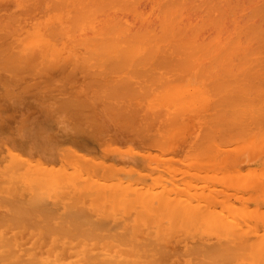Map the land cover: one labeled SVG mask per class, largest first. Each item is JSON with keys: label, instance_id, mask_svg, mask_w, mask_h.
<instances>
[{"label": "bare ground", "instance_id": "obj_1", "mask_svg": "<svg viewBox=\"0 0 264 264\" xmlns=\"http://www.w3.org/2000/svg\"><path fill=\"white\" fill-rule=\"evenodd\" d=\"M14 1H15V8L19 9V11L17 10L18 12L16 11V13H14L15 11H13V8L11 7L13 13H11L12 11L11 12L9 11L7 14L4 13L6 15H3V12H0V22H1L0 27L1 24L6 25L8 21L10 23L18 22V25H20L19 27L20 31L19 34H17V36L16 35L13 36V39L15 41L22 40V42L25 40L24 41L25 44L28 45L31 44H39L40 46L44 45L46 47V52H44V54L47 53V57L49 55L58 56L59 54L63 53L65 57L62 62L64 63L67 59L72 64L71 65L72 68L70 67L71 70L68 71L69 74H71L75 69H81L82 72L85 71L84 73L88 72L85 74L87 77L89 75H93L89 73L92 72L96 73L95 75L96 76L98 75V79H95L97 77H95L94 75H93L94 78L93 77H91V79L88 78L85 81L84 86L82 85L84 87L83 88L84 90L85 87H87L86 85H90V82H93L96 84L93 83L91 84H93V86L96 85L97 88H95V90L98 92V94L99 91L101 90L103 92L104 91L106 92L107 97L109 96L108 94H110L111 96H113L114 94V96H116L115 100H117V98H120L122 100L129 101L131 105L133 104L134 105L136 104V106L138 104L142 105L146 110L145 111L143 108L145 112H142L143 113L142 119L143 116H145L144 117L145 124L142 132H138V133L142 134L143 131L149 132L147 133L148 138L150 140L153 139L151 140L153 143V145L151 144V147H154V145L157 147L159 145L158 146L159 148H161V146L163 148L162 150L160 149L159 152L156 151L153 153L149 152V150L148 151L146 150V153L149 154L150 156V157L148 156L149 159H153L146 161L148 166L146 171L140 172L138 169L136 170L134 168L135 171H137L136 173L133 171L136 175L134 174L135 176L133 177V172H131L132 174L130 173L132 179L134 178V180L130 182L129 181L126 182L127 181L126 180L125 182L122 181L120 183L121 192L115 194V198L119 197L120 194L122 196L119 202L120 211L122 212H116L117 214L121 213L120 216L121 222L119 221L120 219L118 220L119 222L116 219L119 225L118 223L116 224L115 220H112V222H114L112 224V222L111 223L109 222L108 220L109 218L108 219L105 218L103 220L104 223L102 224H106V222H109L107 223L109 225L108 226L104 225L105 226L104 227L102 224H100V222L102 221L101 218L104 217H99L98 219L97 217H95L96 222L97 220L99 221L101 220L100 222L98 221L97 223L100 224V226L102 225L103 228L107 230L108 227H110V224L111 227L114 226V224H116V226L114 227L118 226V228H120L117 231H115L116 228L114 227L112 228L114 229L113 231L111 227L109 228L111 229L112 232H107V230L106 232H100L102 230L99 231V229H101L102 226L101 227L98 226L99 229L95 227H90V229L93 228L98 231L97 232L95 230L96 233H93V231L88 228L89 226H91L90 217L92 220V216H91L92 212H90V215L87 214L85 215L87 210H85V212L84 211L80 212V210L82 209L84 210V208L86 207L83 204L85 205L88 204L87 201L86 203H80V204L79 202H81L80 197L85 195L86 191L88 190L87 181L88 182L90 181L89 183L91 184V186L95 181V177H92V175L89 176L88 174H84L85 175L84 178H86L87 176H89V178L91 177L89 180L86 179L85 181L86 190L82 189L83 192L81 191L78 192L76 190L77 188L76 189L73 188L77 194L81 193L80 196L77 194H75V196L73 195L69 196V193L68 195L67 193L65 195L64 194L58 195V199L59 198L61 199V196L62 197L66 196L65 198H67L68 196L67 199L73 201L71 203L72 207L71 205H65L66 208L69 206L68 210L66 208L65 209L63 208L64 215L62 216V218L64 217L66 219L68 217L72 218L75 216L74 217L75 220L73 218H72L73 220L71 218L70 219L68 218L66 220L65 219L61 220L60 219L61 215L59 214L57 215V217H59V220H61L62 222L59 220H58L59 222L55 220L57 221V224L55 226L54 225L51 226L49 223V213H51L52 211L51 209L53 207H50L48 205V207L42 206L43 208L41 211L39 209L40 205L38 204L42 202L44 203L45 194H43L44 197L41 196L40 194L41 199L44 201H41L39 198L36 199V201L37 200L41 201V202L39 201L38 204H37L38 201L35 202V199H33L36 198L37 193L39 191L37 190L38 192L36 193V196L33 195V192L39 187L38 188L34 187L35 189L32 191V193L29 196V197L32 196L31 197L32 200L29 199V203L31 204V201L34 202V204H31V206L28 202H25V200H22L20 198L16 200L15 198L14 200H11L12 203L15 202L19 204L16 206L14 203V207L10 208L13 205L11 203H9L11 206L7 204L10 198L8 199V197H4V196L3 198L1 194L0 198L3 199H1L0 202L1 201L3 202H1L0 207L3 206L5 208L4 204H2L5 202V204L8 205L9 210L11 209H12L11 211L14 210L13 213L11 211L7 213L14 214V217H12L13 215L11 216L9 214L8 216L5 215L6 210L4 213L3 212L0 213V264H264V155L262 156L264 149L262 147L263 145H261L262 143L261 141H264V80L261 79L263 80V83L260 80L262 84H260V81L259 82L253 81L254 83L253 86L252 84L251 86H249L250 81H247L248 71L249 73L251 71L253 75L256 68L259 69L262 68V67L260 68L259 65H262L263 63L261 64L260 61H258V59L259 60L261 59L260 54L262 51H264V46L259 44L260 46H262L263 49L260 51L257 50L258 48H260V46L258 48L256 47V50L258 51L257 52L258 58H256L255 55H254L255 57L250 55V57L248 56L249 57V61H248L247 53L250 52V49H247L249 48L247 46H249V40L252 36L251 37L248 36L249 40H247V31L249 30V29L247 30V26H248L247 21L248 23H250L251 21L255 22L254 20H257L256 19L257 17L256 18L254 17L253 19L252 18L253 16L250 17L251 14L250 15L248 14L249 15L248 17H250L251 21L247 20V13L249 12L248 11L249 9H252L254 10V12L252 13L254 15L257 14L260 17V19H262V17H264V0H14ZM7 2L10 3V0H7ZM4 3L6 2H3V4ZM8 3L6 4L8 5ZM2 6L6 7L5 4L1 5V9ZM17 14H19L20 17H18ZM263 20H261V22ZM18 25H16V27ZM260 25L262 26L263 23ZM12 26L14 25L12 24L9 27L11 28ZM7 27H5L6 28L5 29L3 25V29L9 31L8 29L10 28L7 29ZM12 28L10 30V34L12 33V31L19 30L16 28L15 29L13 28L14 30H12ZM256 29L257 28H255V30ZM6 31L3 32L2 34L4 35L5 33H7ZM252 31H249L248 33ZM258 32L260 33V31L257 30L256 32L257 34L254 33V35L257 36ZM1 37L3 36L0 35V38ZM256 39L259 38L256 37ZM260 40L263 41L262 39ZM261 41L257 40V43H260ZM3 43H5V41ZM3 43L0 44V47L4 45ZM8 43L9 42L7 41L5 43L6 46L4 45L7 48V50L9 47V46L7 47ZM257 43L255 45H258ZM18 44L19 43H17V45ZM4 46L2 48L3 50L0 51V53L6 49L4 48ZM15 46L13 45V47ZM253 46L254 44L252 42V47L250 45V48H254ZM12 52L13 51H11L10 55H12ZM253 52H251L252 55L255 54ZM16 53H18V51L15 52V55ZM7 54H9V52ZM7 54L4 57L6 59L8 58L12 59L11 61V63H13L11 64L12 67H14L13 65L17 66L16 64H18L20 61L23 63L22 64L19 63L21 65L19 67H23L22 65L25 62L24 60H22L24 58L23 55H22L23 58H20L18 56L20 60L17 58L18 61L17 59H15L14 62L12 56L9 57L10 56L9 55L8 58L6 57ZM15 55L13 54V56ZM262 55H264V52ZM43 58H46V55ZM254 58L257 59V61L254 60ZM262 58L264 59V56H262ZM1 60L2 59H0V61ZM35 60L34 62H36ZM46 60L47 58L44 59L43 62H45ZM3 61L4 63L1 62L3 63V65L7 64L5 62V59ZM254 61H256V64L254 66L256 68L252 71V68H254L252 67ZM47 63L49 65L48 66L45 65L46 64L45 62L43 67L50 66L49 68L53 70V67L50 65L51 62L48 61ZM249 63L250 65H252L250 68H249L250 65H247ZM60 64L62 65V63ZM31 66L33 65H30V68L32 69L33 72L34 66L33 67ZM39 67L41 68L42 66ZM17 68L15 69L11 68L14 69L13 70L14 74L12 70L11 71L8 70L10 74L12 73L9 78L10 80L14 78V77L11 78V76L13 75L20 77L21 80L22 72L23 74H25L26 72V74L28 75L32 73L28 67H27L28 70L27 69L24 70V68H21V70H19ZM2 69H1L2 71L1 73H3V71H6ZM16 69L20 71V73L17 71L18 75H16L17 74L15 71ZM59 69L60 67L57 69V71H59ZM40 70H39L40 74H43V70L47 71V69H43L42 72ZM51 70L49 73L53 74L54 70L53 73H51ZM260 71H262V69L259 70V73H261ZM62 72H63L62 70L59 71L58 72L59 75H61L60 73ZM35 73L36 76L40 75V74L37 75L38 73L37 71ZM35 73H32L31 75L33 74L35 75ZM56 73H54V75ZM75 73L76 71L72 73L73 76L68 75L66 77L64 76L65 78L63 76L62 77L68 80L69 77L73 78L77 74ZM59 75H57L56 77H58ZM0 76H1L0 78L1 81L7 79V77L4 78L2 74ZM32 78L34 77L31 76V79ZM71 78H69V80ZM250 78H252L251 75ZM257 78L255 77V80H257ZM44 79L45 78H43L42 80ZM75 79L76 81L81 80L80 78L77 80V75ZM13 80L15 83L16 80L15 79ZM34 80H36V77L35 79H33V81ZM6 81H4L5 84H7ZM59 81H62V79L60 80V76H59ZM35 82L34 84H37ZM46 82L48 83L49 81ZM247 82L249 84H247ZM21 83L23 84L25 82H21ZM31 83L30 84L28 83L27 85L28 86L32 85L33 83L32 84ZM59 84L60 83H58V85ZM9 85H11V83H9ZM21 85H19L20 86L19 89L17 88L15 89V91L16 90L20 91L27 87L25 84L23 85V87ZM100 85L104 90L100 89L101 88ZM32 86L29 87L32 88ZM63 86H65V84ZM105 86L106 89L104 88ZM110 86L116 89H120L121 91L120 90H119L120 92L118 91L120 94L119 93L117 94V91L111 89L112 87ZM29 87L27 88V90L28 89L30 90ZM90 87H92V85H90ZM108 88H110L109 93H107ZM43 89L46 90L47 85H46V89L45 87H43ZM64 89H66V87H64ZM93 89H91L92 91L91 90L89 91H91L92 93L95 92V90L93 91ZM27 90L25 89V91ZM5 91L6 90H3L2 93ZM49 91H52V89L50 90L48 89V92ZM55 91L57 92L58 90L55 89ZM59 91H61V89H59ZM6 92L5 94L8 93ZM105 92L101 96L104 97ZM2 93H0V95H2ZM36 93L37 92L33 93L35 100L33 99L32 103H34V105L36 104L35 102H37L36 101L37 99L35 98ZM42 93L43 94L47 93V90L46 92L42 90ZM67 93L70 94L69 91ZM54 94L55 97H53ZM54 94L48 95L47 93L44 94L43 97H41L39 94L40 96L39 98L44 99V96L46 97V95H48L46 98H50L51 96L53 97L51 99L56 104L57 102H55L54 100L58 99L59 102L60 96H57L59 97L57 98L56 97L57 93L54 92ZM87 95L88 94L86 93V96ZM96 95L94 94L93 97H95ZM99 95L96 96L95 98L99 97ZM15 96L16 99L22 98L23 100L24 98L23 101L27 100L26 98L28 97V95L26 96V98L25 96L21 97L20 95H15ZM68 96L69 95H67V97ZM12 97L14 98V96H11V99ZM81 97L83 100V96ZM6 98H4V100L10 99V97H6ZM62 98L64 99L65 96ZM73 98L69 100H73ZM11 99L9 100V102L12 101ZM85 100H87V98H85ZM85 100L82 101L83 105ZM45 101L44 102L41 101V102L45 103ZM65 101H68V99ZM95 101L97 100L95 99ZM9 102H7L5 106L9 105L8 104ZM16 102H18V100ZM51 102H49V104ZM87 102L89 101L87 100ZM106 103H110V102H106ZM111 103L109 104L110 108L111 106L113 107V103L112 104ZM10 104H12V102H10ZM57 104L59 106L60 103ZM57 104H56V108L59 110ZM79 104L81 107V103ZM85 104L87 105V103ZM88 104H89L88 106H90L91 108L92 105H90V102ZM95 104H97V102ZM22 105L24 104L22 103ZM63 105H65V102L63 103ZM104 105L107 106L108 104L104 103ZM10 106L11 105H9V107ZM83 108L87 109V106L86 107L83 106ZM106 108H107L106 110L108 111V106ZM55 109L53 110L49 108L48 110H52L51 111L52 114L58 115L59 113H57ZM63 109L64 108H62V111L60 110L62 113H63ZM132 109L134 111H131ZM135 109L133 107L130 109L129 112H132V115H134L133 112H135ZM76 110H73V113L76 112ZM138 110H136L135 112L136 116L138 115L137 112H141ZM65 111L66 113L69 114L68 117L72 118V116L70 115L73 113L67 112V109ZM85 111L84 110L82 111L81 109L79 110V113ZM125 112L120 114L122 115L120 117H123L125 115ZM66 113H63V115ZM76 113L79 114L78 110ZM74 114L73 117L76 118ZM108 114L110 117L113 114V116L116 117L115 119H117L118 117V115L116 116L114 113H111V115L110 113ZM132 115L129 116L128 114L127 118H129V120L136 118L135 115H134L135 117ZM84 116L81 117L83 118ZM89 116L91 115L88 114L87 117L90 118ZM130 117L133 118L131 119ZM139 118L141 120V116ZM84 119L86 121L85 117ZM93 119L94 118H92V120ZM124 119L125 116L122 119L123 122L119 119V121H121V125L119 123L118 127L123 128L127 124L131 126V121H129L130 123L129 122L125 123ZM63 121L60 120L59 123ZM75 121L77 123L73 122L75 125H73L72 123L73 125L72 128L75 127L77 124L79 125L77 126L78 130L79 129L83 130L80 127L81 122L80 121L78 122L77 119H75ZM88 121L90 122V120ZM143 121L141 124L144 123ZM97 122L98 121L94 122V124H96ZM114 123L115 125L118 124L115 121ZM89 125L92 126V123L90 122ZM128 125L124 128L125 130L128 128L127 131H130V133L141 130L140 126H138V128L135 131L132 127L133 131H131L132 129L129 130ZM57 127H59V125ZM77 128L75 129L73 128V129L76 130ZM248 128L250 129L251 132L253 131V133L255 134V136L253 135L254 136L253 139L255 140L258 138L260 140L259 142H261V143L257 142L258 144H260V146L258 144L255 145L258 146L257 148V150L259 149L258 151H256V147H254V141L252 143V147L251 148L249 147L250 144L247 141V134H248L247 132L250 133V131H248ZM63 129L67 130V128L60 129L63 132H65L64 134H66L67 131L66 130L64 131ZM73 129L71 131H73ZM253 133H251V135ZM143 135L144 134L141 135L139 140H141V138L145 140L144 137L146 136L143 137ZM86 136L89 137L88 134ZM111 137L112 139H114L113 136ZM72 138H74V136ZM127 138L131 139V137L128 136ZM75 139L76 138H74V140ZM110 139L108 138L107 139L108 141H106L108 144H111L109 143ZM76 141L78 143V139H76L73 142ZM106 142L104 144H106ZM112 145L113 144H111V146ZM97 146L98 147L102 146V143L101 145L99 144ZM89 147H91L90 150L94 148L93 145L91 146V144ZM175 147H179L182 150L179 157L177 156L178 158H175V155L173 154V152H171L172 148ZM247 147H249V149H247ZM104 148H106V146ZM112 148L113 147H110V150ZM254 148L255 150H252ZM261 148L263 151H261ZM250 149L253 151L252 159L256 157L257 152H258L257 156H261L260 157L261 159L257 157L258 159L256 160V164L255 163L249 164V162L247 164V161L251 160V159L248 160L250 157L249 158L247 157V150L251 152ZM65 150L68 149L66 148ZM72 150L70 151V153L69 151L67 152L68 155L72 154L73 152ZM173 150L176 151L175 149ZM12 152L13 151H10L9 149L8 153H12ZM139 152L141 155H143L141 151ZM65 153L63 151V154ZM67 153L65 154L66 155L65 159L68 157ZM17 154H14V157H16ZM76 156L74 155V158ZM62 157H64V155ZM69 157L67 158L68 159L67 161H69L70 159ZM90 157L93 156L90 155ZM23 158L26 157H22L21 160H18L19 158L18 159L16 158L17 161L20 163V165L17 166L18 168L16 167L18 162L15 161L16 160L15 158L11 160L17 164L14 163L11 164L12 167H10L9 165L10 163L7 164L6 160L0 161V166L8 167L9 165V168L14 169L13 172L18 170L17 171L18 173L24 175V172L23 174L21 172L22 170H20L19 172L20 166L22 165L21 161L24 164ZM78 158L76 157L75 159L78 160ZM88 158L89 156L85 157L84 155H82L81 159H79L78 162L82 160L81 162L83 163L79 162V166L82 167V165L85 164L84 162H86ZM35 159H38V157ZM83 159L86 160L84 161ZM140 159L141 158H138L137 161L140 162ZM72 160L73 157L70 161ZM28 161H30V158L28 159ZM70 161L68 162L69 163L68 166H71ZM98 161L100 160L95 159L94 162H92L93 164H95V166L93 165L94 168L92 169H94L93 173H96L97 176L101 177L97 173L98 172L97 169L99 168H96L95 170V167H101L100 162L102 163V161L100 162ZM39 162L40 164L42 163L40 160ZM62 162L63 161H61V163ZM31 163L32 161L29 164ZM36 163H34L35 164L34 167H39V165L36 166ZM177 163H179V165H177ZM43 164H41L40 167ZM89 164L90 165L87 164V169L92 166L91 162ZM96 164H98V166ZM109 165L110 166H108L107 164L108 166L107 168L104 166L105 168L103 171H105V173L107 172V169H109V172H111L110 170L112 171L114 170V172L115 171L117 172V169L120 170L122 168L120 167L119 164L118 165L112 164L114 168L112 167L111 163H109ZM46 166L44 168H46ZM48 166L47 168H49V171L52 172V167H48ZM50 166H52V164H50ZM115 166L120 168H116ZM74 167L78 169V166H74ZM39 168H36V170L39 171L40 170ZM62 168H63L62 170H64L65 167ZM127 168L128 167H126L125 169ZM82 169H85L87 172L85 166ZM130 169L134 170L133 167H131ZM151 169L153 170V172L151 171ZM6 170H8L7 173L9 171H11L12 173L11 169L10 170L6 169ZM71 170L74 171V168L73 169L69 168V171L67 170V172H69L67 174L69 176V177L67 176V179L70 180H71L70 177L73 174L72 173L73 171ZM43 171L44 170H42V173ZM59 171L62 172L61 169ZM0 172L3 173L4 170L3 171L0 170ZM109 172H107L109 179H107L108 178L107 173L106 174L104 172L101 173L102 175L107 176L105 178L103 177L104 181L105 179H107L108 185L106 184V186L112 184L111 179L113 175L116 174V172L115 174L112 172L113 175H111L109 174ZM120 172L121 171H118L117 174ZM123 172H125L124 169ZM123 172L120 173V177L122 179L124 177L121 175L125 174ZM5 173L6 172H4L3 174ZM7 173L5 174L6 176H8ZM16 173L14 172V174ZM54 174H56V172L53 174L51 173L53 177ZM58 174L60 176L61 173L58 172ZM79 174L82 175L80 171ZM35 176L37 177V175ZM61 177H63V180L61 181L64 183L65 176L61 175ZM19 178H16L15 180V177H13L12 179L11 176V181L15 180V182L13 181L12 183L18 185V182L20 180L17 179ZM22 178H20L21 179L20 182H22ZM113 178H116V175ZM30 179L32 180V178ZM92 179L94 180L93 182ZM118 179H115L116 183H113L114 186L116 184L118 185L117 183ZM44 180L45 179H43V181ZM109 180L111 182H109ZM115 180L113 179V182ZM4 181L5 178L0 180L1 183ZM101 181L104 182L103 180ZM80 182L82 184L83 180L82 181L80 179L79 181L77 180V183ZM98 182L100 183V180ZM9 183L11 182L9 181L8 184ZM58 183L61 182L59 181ZM32 184L33 183H31L30 186ZM10 185L11 184H9L8 187ZM21 186H22L21 188H24L25 190L26 187H23V185ZM76 186L79 187L80 185L76 184ZM95 186L96 185L94 184L93 185L94 189H96ZM61 187H64V185H61L60 188ZM67 187L68 189L72 188V187L69 188V183L68 184L65 183V188ZM81 187L82 186H80V189ZM4 188L6 189V187ZM13 188H16V186L14 185ZM5 189L0 188L1 192L4 191ZM94 189L90 190L89 188L90 190L89 194L95 193ZM112 189L114 190V188ZM20 190H21L20 188L16 189L17 192ZM106 190H108V187L104 189V192H106ZM116 190H119V186L118 188L116 187ZM12 191L18 194L15 190ZM26 191L27 190H25V192ZM91 191L93 192L90 193ZM99 191L100 190H97L98 193L95 195L96 199L98 198L97 196L101 195L102 191L101 192ZM111 191L112 190L110 189L109 191L110 196H112ZM68 192H70V190ZM10 194L13 195L11 191ZM89 194L85 195V197L89 196ZM52 196L53 195L50 196L49 194V197ZM72 197H75L74 199L77 198L76 201L78 204L75 203L77 207H75L76 205L75 206L73 205L74 202L76 201H74ZM85 197H83L84 198L83 202L84 200L87 199V198L85 199ZM105 197H106V199L104 198L105 201L108 200L107 195ZM117 199L118 198H116V201ZM58 201L60 202V200ZM58 201L56 200L50 204L57 205L58 203L57 206H59ZM94 201L96 202V200ZM111 201L112 198L111 200L109 199V202ZM116 201H114L113 203L114 205L116 204ZM23 202L25 204L28 203L27 205L24 204L26 211L22 206ZM47 202L45 201V203ZM43 203L42 205L45 204ZM62 203L63 205L65 204L64 201ZM33 205L34 208L36 209L33 208ZM37 205H38V209L36 207ZM98 205H100V203H98ZM73 206L75 208H73ZM109 207H111V205ZM31 208H33V210ZM87 208H89V206ZM2 209L3 208H0V211ZM105 209L107 208H104L103 211L106 212ZM46 210L49 212H47ZM69 210L71 211V213H73V215L69 212ZM75 210H79V212L82 214L84 213L83 214L84 216L82 215L83 219L89 217L88 220H83L84 223H89L88 227H86L85 230L84 228L83 229L80 228L82 231L84 230L83 232H85L86 234L83 233L77 234L79 229L78 228L73 229L78 225V224L73 225L76 223L75 221H77V223H79L78 222L79 220L82 222V217L81 216L77 217V214H75L76 212H74ZM21 211L22 212L24 211L26 215ZM31 211L32 212L34 211L33 214L31 213ZM42 211L46 212L44 213V215L48 214L47 215L48 217H46V215L44 216L42 214ZM53 211L52 214L54 215ZM16 212H18L21 215L20 217L21 219L18 220V216L20 215ZM35 212L36 213L39 212L38 214H40V216L42 214L41 218L39 217L37 219L36 218L37 215L34 214ZM79 212L77 211L78 215ZM67 213H69V215H67ZM52 214L50 215L52 216ZM15 215L17 216V218L15 217ZM114 215L116 214L114 213ZM30 216L32 218L34 217L33 222H36V224L34 223L35 225H37V223L41 225L42 223L45 222L43 220H46L50 228L59 226V224L62 223L59 227L62 226L63 229H65L63 224L66 221L68 222L67 224L70 225V227L73 225V228L69 230V233H67L68 231L65 230L62 233L60 232L58 233V231L54 233L56 230L55 228L54 230L50 229L54 231L53 233L51 232L50 234H46L43 231L49 228L45 226L44 229H40L41 227H39L38 225L37 227L34 224L32 225L33 223L31 222L32 218L30 219L28 218ZM43 216L46 218L44 219ZM24 217H27L28 219ZM57 217H51V218L56 219ZM8 218L9 221L11 220L10 222L8 221ZM23 218L24 221L27 219L28 223L27 221H25L26 224H23L24 223ZM36 219L37 220L40 219L41 221L39 220L40 222H38ZM106 219L108 221H106ZM6 221H8V223ZM69 221L72 223V225L71 223H69ZM5 222L7 223V225L8 224L9 225L7 226ZM92 222L94 224H97L94 222V220ZM84 223L81 226L85 225ZM3 224L5 225V228L3 227L4 229L2 228ZM28 224H31L32 227H36L37 229L40 230V232L35 231L36 233L34 234H33L34 231L33 232L30 231L31 233L23 232L22 229L26 230V228L31 227V226H27ZM48 224L44 223V225H48ZM16 225L18 227L20 226L21 229H19ZM13 226L16 227L17 229L16 228L14 229ZM7 227L8 229L10 227L14 231L5 230ZM32 227L31 229H34ZM87 228L89 230H87ZM67 229L69 228H66V230ZM86 231H91L93 234H89ZM41 240L42 241L44 240L45 243L43 241L42 244Z\"/></svg>", "mask_w": 264, "mask_h": 264}, {"label": "rangeland", "instance_id": "obj_2", "mask_svg": "<svg viewBox=\"0 0 264 264\" xmlns=\"http://www.w3.org/2000/svg\"><path fill=\"white\" fill-rule=\"evenodd\" d=\"M3 2H6V3H8L7 2V0H5V1H3V0H0V3H2V4H0V9H1V5H4L5 4V6L6 7H4V6H2V9H3V7H4V9L2 10L1 9V11L0 12H3V15H6L9 11L11 12L12 11V8H13V11H15L14 13H16V11L18 10L19 11V9H16L15 8V1L14 0H10V3H8V5L6 4V3H4L3 4ZM13 5H12V4ZM12 7V8H11ZM37 9V8H36ZM38 10V9H37ZM248 10V9H247ZM13 11L11 12V13H13ZM17 11V12H18ZM249 11V12H248ZM247 12V20H250V17H252L253 19H254V17L258 20H254L255 22H257V23H255V22H252L251 20V22L250 23H248V21H247V24H248V26H247V40H249L248 39V36H252L251 38H250V40H249V46H247V47H249V48H247V49H250V52H248L247 54V57L249 56L250 57V55L251 56H256V58H258L257 56H258V54H257V50H262L263 48H262V46H264L263 45V43H264V39H263V37L264 36H261V35H264V31H263V28H264V20H263V18L264 17H262V19H260V17L256 14V15H254L252 12H254V10H252V9H249ZM255 12H257V11H255ZM4 13H6V14H4ZM259 13V12H258ZM251 14V16L250 17H248L249 15ZM2 16V15H1ZM17 16L18 17H20V15L19 14H17ZM251 18V19H252ZM252 19V20H253ZM260 20V21H259ZM261 20H263L262 22H261ZM1 23V22H0ZM10 22L8 21L7 22V26L5 25V24H3L4 25V28L5 27H7V29L8 28H10L9 26L10 25H14V26H12L14 29L16 28V29H19V27H20V25H18V22H13V23H10ZM263 23V25L261 26L260 24H262ZM251 24H254V25H251ZM3 25L1 24V27H0V35L1 36H3V37H1L0 38V44H2L4 41H5V43L8 41L9 43H8V45H7V47H8V50H7V48L5 47L6 45H5V43H3L4 45V48H6L3 52H1L0 54V59H2L1 61H0V75L2 74V76H4V78L5 77H7V79H4V81H6L7 82V84H5V82L3 81H1V79H0V93H2V91L3 90H6L5 92L7 93V94H5V92H3L2 93V95H0V104H2V105H0V107H2V108H0V161H2V160H6L7 161V164H9L10 165V167H12V165L11 164H17V163H15V162H13L12 160H13V158H19L18 160H21L22 159V157H26V158H30V161H28V159H26V158H23V162H24V164L22 163V161H21V164L23 165H21L20 166V169H19V172H20V170H22L21 172H22V174H23V172H24V175H21L20 173H18L17 171H14L16 174H14V172H13V168H9V165H8V167L7 166H0V170H4V172H6L7 173V171L8 170H6V169H11L12 170V173H11V171H9L8 173H7V175L8 176H6L5 174H3L2 172H0V180L1 179H4L5 178V181L4 182H0L1 184H0V188H2V189H5L4 187H6V189L4 190V191H2L1 192V190H0V195L2 194V197L4 196V197H8V199H9V201H8V203L7 204H9V203H11V204H13L10 208H13L14 207V203H12V201L11 200H14L15 198H16V200L18 199V198H20V199H22V200H25V202H28L29 203V199L30 200H32L31 199V197H29L30 196V194L32 193V191L35 189V188H38V189H36V190H34V192H33V195H35L36 196V193H37V196H36V198H33V199H35V202H37L36 201V199L37 198H39L41 201H44V200H42L41 199V196H43L44 197V195L43 194H45V201L47 202V203H45V201H44V205H42V203H40V204H38L39 203V201L37 202V204L38 205H40V207H39V209H40V211L42 210V208L43 207H48V205L50 206V207H53L54 208V211H53V208L51 209L52 211H53V213H54V215L52 214V211H51V213H49V223H50V225L52 226V225H56L57 224V221L59 220V217H57V215H61L60 216V219L61 220H63V219H65L64 217L62 218V216L64 215V211H63V208L65 209L66 207H65V205H71V207H72V202L73 201H70L69 199H67L68 198V196H67V198H65L66 196H61V199L59 198L58 199V195L59 194H66L67 193V195H68V193H69V196H71V195H73V196H75V194H77L76 193V191H74V189L73 188H77L76 190L78 191V192H83L82 191V189H85L86 190V188H85V181H86V179H90L89 178V176H91L92 175V177H95V181L92 179V182H93V184H92V186H91V184L87 181V187H88V193H87V191H86V194L85 195H88L89 194V191L91 190V189H94V187H93V185L95 184L96 186H95V188L96 189H94V191H95V193H92L93 191H91L90 193H92V194H89V196H87V197H85V195H83V196H81L80 198V200H81V202H79V200H78V202H79V204L80 203H86V201L88 202V204H83L84 206H86L85 208H84V210L82 209V210H80V212H85V210H87V212L89 213H85V215L87 214V215H90V212H92V214H91V216H92V220H91V217H90V221L92 222L93 220H94V222L95 223H97L99 220H97V222H96V219H95V217H97V219L99 218V217H104V218H101L102 219V221L100 222V224H102V223H104V219L105 218H109L108 220H109V222L111 223L112 222V220H115V222H116V224L120 221L121 222V213H116V212H122V211H120V207H119V202H120V199H121V194L119 195V197H116V198H118L117 199V201H116V198H115V194L117 193H120L121 192V190H120V183L122 182V181H126V182H130V181H132V180H134V178L132 179V177H131V172H137V171H135V169L137 170H139L140 172L142 171H146V169L148 168V166H147V163H146V161L147 160H153V159H149V154H147L146 153V150L148 151L149 150V152H151V153H153V152H159L160 151V149L162 150V146H161V148H159L158 146L156 147L155 145H154V147H151V144L153 145V143H152V141L151 140H153V139H149L148 138V135H147V133H149V132H146V131H143V133L142 134H144L143 135V137L144 136H146V137H144L145 138V140L143 139V138H141V140H139L140 139V137H141V133H138V132H142V130L144 129V124H145V116H143V119H142V112H145L146 110H145V108L142 106V105H140V104H138L137 106H136V104L134 105H131V103L129 102V101H125V100H122V99H120V98H117V100H115L116 99V96H114V94H113V96H111L110 94H108L109 96V98L107 97V95H106V92H105V94H104V97L103 96H101L104 92L103 91H101L100 89H103L102 87H101V85H100V91H99V94H98V92L95 90V88H97L96 87V85L95 86H93V84H96V83H93V82H90V85H92V87H90V85H86L87 87H85V90L83 89L84 87V84H85V81L89 78V79H91V77H93V75L95 76V77H97V78H95V79H98V75L96 76L95 74L96 73H89V74H93V75H89L88 77L85 75L86 73H88V72H86V73H84L85 71H84V69H83V71L84 72H82V70L81 69H73L74 71H76V75H77V80L80 78L81 80H79V81H76V79H75V77H76V75L73 77V78H71V77H69V78H71L70 80H69V78H68V80L67 79H64L66 76H68V75H71V76H73L72 75V73L74 72L73 70V72L71 73V71H70V73L71 74H69V70H71V68H72V64H71V62L69 61V60H67L66 59V61L63 63L62 61L64 60V55H63V53H61V54H59L58 56H48L47 57V53H45L44 54V52H46V47L43 45V46H40L39 44H31V45H28V44H25V40L22 42V40H14L13 39V36H17V34H19V31H20V29L19 30H15V31H12V33L10 34V30H11V28L10 29H8L9 31H6L5 29H3ZM16 25H18L17 27H16ZM253 26H255V27H253ZM256 26H258V27H256ZM249 27V28H248ZM251 27H253V28H251ZM12 28V30H14ZM253 30H251V29ZM255 28H257L256 30H255ZM260 28H261V30H260ZM4 30V31H3ZM257 30L258 31H260V33L258 32V35L256 36V35H254V33H256L257 32ZM9 32L8 34L7 33H5L4 35L2 34L3 32ZM249 31H252V32H250L251 33V35H250V33H248ZM254 31H256V32H254ZM262 31V32H261ZM253 33V34H252ZM263 33V34H262ZM257 34V33H256ZM261 34V35H260ZM5 36V37H4ZM261 36V37H260ZM256 37L257 38H259V39H256ZM260 39H262L263 41H261ZM252 40V41H251ZM254 40V41H253ZM255 40H256V42H255ZM257 40L258 41H261L260 43H257ZM21 41V42H20ZM248 42V41H247ZM252 42H253V44H254V48H250V45H251V47H252ZM17 43H19L18 45H17ZM251 43V44H250ZM258 44V45H255V44ZM262 45V46H260V45ZM13 45L15 46V45H17V46H15V47H13ZM3 46L2 47H0V51H2L3 49ZM260 46V48H258ZM11 47V48H10ZM256 47L258 48L257 50H256ZM10 49V50H9ZM252 49H254V50H252ZM252 50V51H251ZM11 51H13L12 52V55H10V53H11ZM18 51V53H16V55H15V52H17ZM247 51H249V50H247ZM254 51V52H253ZM9 52V54H7V53ZM251 52H253V53H255V54H253L252 55V53ZM263 52L264 51H262L261 52V54H260V57H261V59L259 60L258 59V61H260V63L264 66V59L262 58V56H264V55H262L263 54ZM251 53V54H250ZM7 54V58H8V56L9 57H11L12 56V58L14 59L13 61L15 62V59H17L18 58V56L20 57V58H23L22 60H24L25 62H24V64L22 65L23 67H19V66H21L20 64H22L23 62H19L18 64H16L17 66H15V65H13L14 67H12L11 66V64H13V63H11V61H12V59H6L4 56ZM13 54L15 55V56H13ZM21 54V55H20ZM29 54V55H28ZM3 55V56H2ZM22 55H23V57H22ZM29 56V57H27V56ZM46 55V58H47V60L45 61L46 62V64H45V62H43V60L44 59H46V58H43L44 56ZM63 55V56H62ZM262 55V56H261ZM254 56V57H255ZM16 57V58H15ZM25 57H26V59H25ZM63 57V58H62ZM249 57H248V61H249ZM43 58V59H42ZM251 58H253V57H251ZM250 58V59H251ZM5 59V62L7 63V64H4L5 65V68H4V65H3V63H4V60ZM19 59V58H18ZM18 59H17V61H18ZM36 59V60H35ZM263 59V60H262ZM9 60V61H8ZM20 60V59H19ZM34 60L36 61V62H34ZM254 60H256L257 61V59H255L254 58ZM263 62H262V61ZM16 61V62H17ZM48 61H50L51 63H50V65L53 67V70H54V73H56V71H57V69L60 67V69H59V71H63L62 73H60L61 75H59V71H57V73L54 75V73H53V70H51L49 67H47L49 64L47 63ZM53 61V62H52ZM256 61H254V63H253V66L252 65H250V63L249 64H247V65H250L249 66V68L252 66V67H254L255 66V64H256ZM1 62H3V63H1ZM9 62V63H8ZM60 63H62V65L60 64ZM248 63V62H247ZM259 63V62H258ZM259 63V64H260ZM8 64H10V65H8ZM42 64V65H41ZM44 64L45 65H47L46 67H43L44 66ZM64 64V65H63ZM65 64H66V66H65ZM251 64H252V61H251ZM3 65V66H2ZM30 65H33V66H31V67H33V72H32V69L30 68ZM59 65H61V66H59ZM262 65H259V67L262 69V71H260L261 73H259V70H261V69H259V68H256V67H254V68H252V71L255 69V71H254V73H253V75H252V72L250 71V73H249V71L247 72L248 73V79H247V81H250L249 83H250V85L249 86H251V84H252V86H253V81H257V82H259L261 79H263L264 80V77H263V73H264V67L262 66ZM8 66V67H7ZM9 66H10V68H9ZM36 66V67H35ZM39 66H42L41 68L39 67ZM18 67V68H17ZM27 67L31 70V72L32 73H35L36 71L38 72L37 73V75L38 74H40V72H39V70L42 72V70L43 69H47V71L46 70H43V74H44V76H43V74H40V75H42V76H40V75H38V76H36V73H35V75L33 74V75H31L30 73V75L32 76V77H34V78H32L31 79V76L30 75H28V74H26V72H25V74H23V72H22V78H21V80H20V77H17V76H11V78L12 77H14V78H12V80H10L9 78H10V75L12 74H10V72L9 71H11L12 70V72H13V74H14V69L15 68H17V69H19V70H21V68H24V70H26L27 69ZM39 67V68H38ZM71 67V68H70ZM3 68V69H2ZM11 68H14V69H11ZM55 68H57V69H55ZM63 68V69H62ZM64 68H66V69H64ZM1 69L2 70H6V71H3V73H1L2 71H1ZM15 70L16 71V73H17V71L20 73V71L19 70ZM48 69H49V71H48ZM259 69V70H258ZM9 70V71H8ZM23 70V71H24ZM28 70V69H27ZM29 70V71H30ZM50 70H51V73H53V74H50L49 72H50ZM251 70V69H250ZM66 71V72H65ZM28 72V71H27ZM66 73V74H65ZM256 73H257V75H256ZM81 74V75H80ZM252 76V78L255 76L256 78H257V80H255V77L252 79V78H250V75ZM6 75H8V76H6ZM16 75H18V73L16 74ZM20 75V74H19ZM28 75V76H27ZM54 75V76H53ZM57 75H59L60 76V80L62 79V81H59V76L58 77H56ZM86 77H85V76ZM261 75V76H260ZM25 76V77H24ZM26 76H27V78L29 79H27L26 78ZM30 76V77H29ZM45 76H47V77H49V78H47V77H45ZM64 78H63V77ZM80 76V77H79ZM260 76V77H259ZM16 77H17V79L19 80H17L16 79ZM35 77H36V80H34L33 81V79H35ZM38 77V78H37ZM45 78L44 80H42L43 78ZM83 77H85V78H83ZM262 77V78H261ZM0 78H1V76H0ZM94 78V77H93ZM13 79H15L16 81H17V83H16V81H15V83H14V80ZM48 79V80H47ZM64 79V80H63ZM251 79H252V82H251ZM41 80V81H40ZM52 80V81H51ZM263 80H261L262 81V83H263ZM25 82V83H21V82ZM36 81V82H35ZM46 81H49L48 83H50V81H51V83L50 84H48ZM90 81V80H89ZM89 81H88V83H89ZM91 81H93V80H91ZM261 81H260V84H262L261 83ZM34 84V82L35 83H37V84H32V83ZM95 82V81H94ZM9 83H11V85H9ZM20 83V84H19ZM32 84V85H29V86H32V88H34V89H32V88H30L27 84ZM38 83H40V84H38ZM47 83V84H46ZM58 83H63V84H59L58 85ZM87 83V84H88ZM91 83H93V84H91ZM248 82H247V84H249ZM5 84V85H4ZM22 84V85H21ZM26 85L25 87V89L27 90V88L29 87L30 88V90L28 89L27 91H25V89H22V90H16L15 91V89H19V85H21L22 87H23V85ZM45 85V86H43V85ZM58 86H57V85ZM65 84V86H63ZM102 84V83H101ZM37 85V86H36ZM46 85H47V89H46ZM83 85V86H82ZM60 86H62V87H60ZM90 88H89V87ZM99 86V85H98ZM43 87H45V89L47 90V93H48V95L50 94H54V92L55 93H57L56 94V97L57 96H60V99H59V102H58V99H56V100H54L55 102H57V103H60L59 104V106H58V104H57V106H58V108H59V110L56 108V104L53 102V100L51 99V98H53V97H55V94H54V96L53 97H51L50 96V98H46L48 95H46V97L44 96V99L47 101L48 99V101L49 102H51L52 103V105H51V103L49 104V102L47 101V104H46V101L44 100V99H41V98H39L40 96L41 97H43V95L44 94H47V93H42V90L43 91H45L46 92V90H44L43 89ZM64 87H66V89H64ZM110 87H112V86H110ZM38 88V89H37ZM40 88V89H39ZM68 88V89H67ZM86 88H88V89H86ZM94 88V89H93ZM105 89H106V86L104 87ZM118 88V87H117ZM2 89V90H1ZM31 89H32V91H31ZM48 89L50 90V89H52V91H54V92H52V91H49L48 92ZM54 89V90H53ZM55 89H57L58 91H59V89H61V91H55ZM64 89V90H63ZM91 89H93V91L95 90V92H91L92 90ZM111 89H113V90H115V91H117V94L121 91L120 89H116V88H114V87H112ZM41 90V91H40ZM63 90V91H62ZM89 90H91V91H89ZM104 90V89H103ZM108 90V92L107 93H109V90H110V88H108L107 89ZM106 90V91H107ZM112 90V91H113ZM120 90V91H119ZM29 91V92H28ZM40 91V92H39ZM65 91H69L70 92V94L69 93H67V92H65ZM87 91H89V92H87ZM111 91V92H112ZM115 91H114V93H115ZM119 91V92H118ZM35 92H37L35 95V98L37 99L36 101L37 102H35L36 104L34 105V103H32V101H33V99H34V95H33V93H35ZM74 92V93H73ZM110 92V93H111ZM10 93V94H9ZM71 93H73V94H71ZM76 93V94H75ZM86 93L88 94L87 96H86ZM122 93V92H121ZM5 94V95H4ZM39 94H40V96H39ZM94 94L96 95V96H98L99 95V97H97V98H95V97H93L94 96ZM120 94V93H119ZM125 94V93H124ZM15 95H20L21 97L23 96H25V98H26V96L28 95V97L26 98L27 100H25V101H23L24 100V98H23V100H22V98L20 99V98H17L16 99V96ZM30 95V96H29ZM67 95H69L68 97H67ZM72 95V96H71ZM83 96V100H85V98H87V100L90 102V105H92L91 106V108H90V106H88L89 104V102H87V100H85V102H84V105L82 104V97L81 96ZM106 95V96H105ZM11 96H14V98L12 97V99H11ZM20 96H18V97H20ZM33 96V97H32ZM65 96V98L63 99L62 97H64ZM71 96V97H70ZM73 96H74V98H73ZM6 97H10V99L12 100V101H10V102H12V104H10V102H9V100H6L7 98ZM114 97V98H113ZM4 98H6L5 100H4ZM39 98V99H38ZM57 98H59V97H57ZM73 98V100L75 101V103L76 102H79V103H81V107H80V104L79 103H74V101L73 100H69V99H72ZM77 98V99H76ZM103 98H105V99H103ZM111 98H113V99H111ZM19 99H20V101H19ZM28 99H30V100H28ZM62 99V100H61ZM68 99V101H65V100H67ZM78 99H80V100H78ZM93 99V100H92ZM95 99L97 100V101H95ZM4 100V101H3ZM18 100V102H16ZM35 100V99H34ZM82 100V101H81ZM16 103H15V102ZM41 101H45V103H42ZM71 101H73V102H71ZM96 103L97 102V104H95L94 102ZM111 101H112V103H113V107L111 106V108L109 107V104L111 103ZM118 103H117V102ZM120 101V102H119ZM7 102H9L8 104L9 105H11L10 107H9V105H6L5 106V104H7ZM21 104H20V103ZM39 102V103H38ZM65 102V105H63V103ZM106 102H110V103H106ZM22 103L24 104V105H22ZM27 103V104H26ZM31 103V104H30ZM68 103V104H67ZM73 103V104H72ZM85 103H87V105L85 104ZM100 103V104H99ZM104 103L105 104H108L107 106H108V111L106 110L107 108V106L106 105H104ZM111 103V104H112ZM119 103H122V104H119ZM130 103V104H129ZM15 104V105H14ZM33 104V105H32ZM54 104V105H53ZM78 104V105H77ZM103 104V105H102ZM115 104H116V107H115ZM14 105V106H13ZM39 105H41V106H39ZM49 105H51V106H49ZM61 105V106H60ZM70 106V107H68V106ZM73 105V106H72ZM101 105H102V107H101ZM121 105V106H120ZM124 105H125V107H124ZM140 105V106H139ZM63 106V107H62ZM76 106H78L79 107V109H78V107H76ZM83 106H87V109H84L83 108ZM118 106V107H117ZM119 106H120V108H119ZM129 106V107H128ZM8 107H9V109H8ZM54 107V108H53ZM64 108L65 109V107H66V109H67V112H71V113H73V110H78V113H79V110H81L82 109V111L84 110H86L85 112H80L79 114H77L76 112H77V110H76V112H74L73 114H74V116L76 117V118H74L73 117V114H71L70 116H72V118H73V120H72V118H70V117H68L69 116V114L68 113H66V109L64 110L63 109V113H66V114H64L63 115V113L61 112L62 111V108ZM74 107V108H73ZM105 107V108H104ZM115 107V108H114ZM134 107V109H135V112H136V110H138V111H141V112H137V116H136V114H135V112H133V114L136 116V118H131L132 120H129V118H127L128 116V114H129V116H131L132 115V112H129L130 111V109L131 108H133ZM139 107V108H138ZM55 109L56 111H57V113H59L60 114V117H59V114L57 115H55V114H52V110H48V109ZM71 109V110H69V109ZM104 108V109H103ZM119 108V109H118ZM121 108H122V110H121ZM129 108V109H128ZM143 108H144V110H143ZM73 109V110H72ZM92 110V112H91V110ZM112 109V110H111ZM115 109V110H114ZM118 109V110H117ZM140 109H142V110H140ZM49 111V112H47V111ZM61 110V111H60ZM69 110V111H68ZM89 110V111H88ZM105 110V111H104ZM109 110H111V111H109ZM43 111H46V112H43ZM89 113H88V112ZM107 111V112H106ZM120 111H121V113H120ZM125 111H127V112H125ZM131 111H134L133 109L131 110ZM54 112V111H53ZM62 114H61V113ZM125 112V119H124V121H125V123H127V122H129V121H131V126H129L128 124V127H129V130L130 129H132V127H133V129H134V131L138 128V126H140V128H141V130L140 131H135V132H131L130 133V131H127L128 130V128L125 130V128L124 127H126V126H124L123 128L122 127H118L119 126V123H120V125H121V121L123 122V118H124V116L123 117H120V116H122V115H120V114H122V113H124ZM9 115H8V114ZM85 113H86V115L88 116V114L89 115H91V116H89L90 118H88L86 115H85ZM92 113V114H91ZM108 113H110V115H111V113H114L116 116L118 115V117H117V119H115L116 117H114L113 116V114L111 115V117H112V119H111V117L109 116V114ZM130 113H131V115H130ZM148 113H149V111H148ZM82 114V115H81ZM108 114V115H107ZM127 114V115H126ZM147 114V113H146ZM85 115V116H84ZM134 115H132V116H134ZM56 116H58V117H56ZM81 116H84L85 118H86V121H85V119H84V117L82 118ZM134 116V117H135ZM141 116V120H140V117ZM78 117V118H77ZM80 117V118H79ZM92 118H94L93 120H92ZM96 118V119H95ZM63 119H64V121H63ZM75 119H77V121L79 122H81V125H80V127H81V129H83V130H80V132H79V130H78V128H77V126H79V125H77L76 124V126L75 127H73L74 129L75 128H77L76 130H74L73 128H72V126L73 125H75L73 122H75V123H77L76 121H75ZM83 119V120H82ZM99 119V120H98ZM119 119L121 120V121H119ZM139 119V120H138ZM22 120V121H21ZM60 120H62L63 122H60L59 123V121ZM82 120V121H81ZM88 120H90V122L92 123V126L91 125H89L90 124V122L88 121ZM95 120V121H94ZM112 120H113V122H112ZM134 120V121H133ZM144 120V121H143ZM7 121H8V123H7ZM11 121V122H10ZM66 121H67V123H66ZM70 121V122H69ZM83 121H85V122H83ZM96 121H98L96 124H94V122H96ZM114 121L115 122H117L118 124H116L115 125V123H114ZM119 121V122H118ZM141 121V122H140ZM142 121L144 122L143 124H141L142 123ZM24 123V124H23ZM72 123H73V125H72ZM124 123V124H125ZM130 123V122H129ZM2 124H3V127H2ZM6 124V125H5ZM23 124V125H22ZM69 124V125H68ZM71 124V125H70ZM97 124H98V126H97ZM124 124H122V125H124ZM59 125V127H57ZM60 125H61V127H60ZM134 125V126H133ZM5 126V127H4ZM97 126V127H96ZM79 127V128H80ZM62 128H67V130L66 129H63L64 131L66 130L67 132H66V134H64L65 132H63L62 130H60V129H62ZM121 128V129H120ZM73 129V131H71ZM133 129L131 130V131H133ZM18 130H19V132H18ZM76 131H78V132H76ZM125 131V132H124ZM248 131H250V129L248 128ZM62 132H63V134H62ZM76 132V133H75ZM88 132V133H87ZM144 132H146V133H144ZM50 133V134H49ZM78 133H80V134H78ZM86 133V134H85ZM151 133V132H150ZM248 134H247V141H248V143L250 144H248L249 145V147L251 148L252 147V143H253V141H254V147H256V151H258L257 150V148H258V146H255V145H257L258 143L257 142H259L260 140L257 138V139H253V137L255 136V134L253 133V131L251 132L250 131V133L249 132H247ZM251 133H253L252 135H251ZM62 134V135H61ZM72 134H74V135H72ZM77 134V135H76ZM83 135V137H82V135ZM89 135V137L88 136H86V135ZM91 134V135H90ZM137 134H138V136H137ZM152 134V133H151ZM151 134H150V136H151ZM53 135V136H52ZM93 135V136H92ZM128 137H131V139H129V138H127V136ZM129 135H131V136H129ZM254 135V136H253ZM74 136V138H76V139H78V143H77V141L76 142H73V141H75L74 140V138H72ZM111 136H113V138L114 139H112V137ZM135 136V137H134ZM97 139H96V138ZM110 139V141H109V143H111V144H113L112 146H111V144H108L106 141H108L107 139ZM132 138H133V140H132ZM151 138V137H150ZM153 138V137H152ZM148 139V140H147ZM253 139V140H252ZM59 140V141H58ZM83 140V141H82ZM87 140V141H86ZM150 140V141H149ZM262 140V139H261ZM86 143H85V142ZM104 141V142H103ZM112 141V142H111ZM148 141V142H147ZM89 142V143H88ZM95 142H96V144L97 145H101V143H102V146H97L96 144H95ZM106 142V144H104ZM151 142V143H150ZM262 142V143H261ZM261 142H259V143H261V145H263L262 147H263V149H264V141H261ZM83 143V144H82ZM136 145H135V144ZM66 144V145H65ZM81 144V145H80ZM90 144H91V146L93 145V147L95 148V150H94V148L92 149V150H90V148L91 147H89L90 146ZM155 144V143H154ZM64 145V146H63ZM110 145V146H109ZM247 145V146H248ZM259 146H260V144H258ZM82 146V147H81ZM106 146V148H104ZM109 146V147H108ZM118 146V147H117ZM128 146V147H127ZM150 146V147H149ZM88 147V148H87ZM101 147H103V148H101ZM110 147H113L111 150H110ZM115 147V148H114ZM138 147V148H137ZM249 147H247V149H249ZM68 149V150H65V149ZM109 148V149H108ZM9 149H10V151H13L12 153H8L9 152ZM72 149H74V150H72ZM87 149V150H86ZM123 149V150H122ZM128 149V150H127ZM173 149H175L176 151H174ZM73 151L72 152V154H69L70 155V157H69V155H68V151H69V153H70V151ZM89 150V151H88ZM122 150V151H121ZM138 150V151H137ZM178 150H180V151H178ZM251 150V149H250ZM252 150H255V148L254 149H252ZM251 150V152H249V150H247V157L249 158L248 160H250V161H247V164H248V162H249V164H253V163H255L256 164V160L259 158V159H261L260 157L261 156H257L258 155V152H257V155H256V157H254V159H252V157H253V151ZM8 151V152H7ZM63 151H64V153L66 152L67 153V155H68V157L70 158L69 159V161L72 159V157H73V160L72 161H70V165L71 166H68L69 165V161H67L68 159V157L65 159V157H66V153L65 154H63ZM90 151H92V152H90ZM108 151V152H107ZM126 151V152H125ZM130 151V152H129ZM134 151V152H133ZM138 153H137V152ZM139 151H141V153L143 154V155H141L140 154V152ZM178 151V152H177ZM261 151H263L262 150V148H261ZM16 152V153H15ZM90 152V153H89ZM147 154H145V153ZM171 152H173V154L175 155V158H178L179 157V155L181 154V152H182V150L179 148V147H175V148H172V151ZM260 152V151H259ZM18 153V154H17ZM75 153H77V154H75ZM80 153V154H79ZM14 154H17V156L16 157H14ZM64 155V157H62L63 155ZM76 156V155H78L79 156V158H78V156H76L77 158H78V160L79 159H81V157H82V155H84L85 157H87V156H89V158L86 160V159H83L84 161L86 160V162H84L85 164L84 165H82V167L81 166H79V162H81L82 160H80L79 162H78V160L77 159H75L74 158V155ZM19 155V156H18ZM80 155H81V157H80ZM90 155L91 156H93V157H90ZM264 155V152L262 153V156ZM61 156V157H60ZM149 156V157H148ZM178 156V157H177ZM13 157V158H12ZM38 157V159L42 162L41 164H43V162H44V164L42 165L43 166V168H42V166L40 167V162H39V160L38 159H35V158H37ZM258 157V158H257ZM33 158V159H32ZM84 158V157H83ZM91 158H94V159H91ZM138 158H141L140 159V162H138L137 161V159ZM12 159V160H11ZM17 159L15 160V161H17ZM75 159V160H74ZM100 160V161H102V163L100 162V161H98V162H100V164H101V167H95V170H96V168H99V169H97V173L101 176V177H99V176H97L96 175V173H93L94 171V169H92V168H94V166H95V164H93L92 162H94V160ZM120 159V160H119ZM38 160V161H37ZM91 162V165L93 166H91V167H89L88 169H87V164L88 165H90L89 163V161ZM119 160V161H118ZM32 161V163L31 164H29L30 162ZM37 163H36V162ZM61 161H63L62 163H61ZM75 161H77L78 162V164H77V162H75ZM18 162V161H17ZM74 162V163H73ZM88 162V163H87ZM96 162V161H95ZM34 163H36V166L37 165H39V167H34ZM74 165H73V164ZM81 163H83V162H81ZM109 163H111V165L112 164H116V165H120V167H122L120 170L119 169H117V172L118 171H121V172H123V169H124V171L125 172H123V173H125L124 175L122 174L121 176H123L124 178V180L120 177V173H118L119 174V177H118V174H117V172H116V174H115V172H114V170L112 171V170H110L111 172H109V169H107V172H109V174H111V175H113L112 174V172L116 175V178H113L115 175H113V177H112V179H111V181L109 180V182H111V183H109V184H111V185H109V186H106V184H107V179H109V176H108V173H107V176H108V178L107 179H105V181H104V178L105 177H107V176H104V175H102L101 173L102 172H104L105 173V171H103L104 170V168L106 167H108V166H110L109 165ZM28 164H29V166H28ZM50 164H52V166H50ZM107 164H108V166H107ZM18 165H20V163L18 162V164L16 165V167L18 166ZM47 165H49L48 167H52V172L51 171H49V168H47V166H46V168H44L45 166ZM97 166H98V164H96ZM177 165H179V163H177ZM24 166H25V168H24ZM28 166V167H27ZM53 166H54V169H53ZM57 166V167H56ZM68 166V167H67ZM74 166H78V169L76 168V167H74ZM86 167V169H87V172H86V170L85 169H82L83 167ZM105 166V167H104ZM123 166H124V168H123ZM128 167L127 169H125L126 167ZM14 167V166H13ZM27 167V168H26ZM62 167H65L64 168V170H62L63 168ZM112 167H113V165H112ZM116 167V166H115ZM120 167H116V168H120ZM131 167H133V169L134 170H132V169H130ZM6 168V169H5ZM15 168V167H14ZM18 168V167H17ZM16 168V169H17ZM23 168H24V170H23ZM30 168V169H29ZM35 168V169H34ZM36 168H39L40 170L38 171V170H36ZM42 168V169H41ZM56 168V169H55ZM61 169V171L62 172H60L59 170ZM69 168L70 169H73L74 168V171L73 170H71V171H73L72 173V175H71V180L70 179H67V174L69 173V172H67V170L69 171ZM114 168V167H113ZM113 168H111V169H113ZM29 169V170H28ZM46 169V170H45ZM67 169V170H66ZM80 169H82V170H80ZM131 171H130V170ZM6 170V171H5ZM27 170V171H26ZM42 170H44L43 171V173H45V174H43L42 173ZM50 170H51V168H50ZM106 170V169H105ZM126 170H127V173H126ZM29 171V172H28ZM39 173H38V172ZM41 171V172H40ZM45 171H47V172H45ZM79 171L82 173V175H83V177H82V175L81 174H79ZM128 171H129V173H128ZM151 171L153 172V170L151 169ZM25 172H27V173H25ZM30 172H31V174H30ZM33 172H34V175H33ZM48 172H49V174H48ZM56 172V174H54V177H53V175H51V173L53 174V173H55ZM58 172L59 173H61L60 174V176H59V174H58ZM75 172V173H74ZM133 172V177L136 175L135 173ZM2 173V174H1ZM29 173V174H28ZM41 173V174H40ZM71 173V172H70ZM105 173V174H106ZM131 173V174H130ZM43 174V175H42ZM58 174V175H57ZM84 174H88L89 176H87L86 178H84ZM135 174V175H134ZM35 175H37V177L35 176ZM39 175V176H38ZM61 175H63V176H65V181H64V183L61 181V180H63V177H61ZM110 175V176H111ZM11 176H12V179H13V177H15V180H16V178H22V182H20L21 181V179L19 178V179H17V180H20L19 182H18V185H16L15 183H12L13 181L15 182V180H13V181H11ZM16 176H19V177H16ZM129 176V177H128ZM32 178V180L30 179V178ZM46 177V178H45ZM52 177H53V179H52ZM69 177V176H68ZM104 177V178H103ZM37 178V179H36ZM60 178V179H59ZM120 180H119V179ZM131 178V179H130ZM42 179V180H41ZM43 179H45L44 181H43ZM79 181V179L82 181L83 180V183L81 184V182L80 183H77V180ZM98 179V180H97ZM113 179L115 180V179H118L117 181V183H118V185L116 186H114L113 185V183H116V180L113 182ZM23 180H25V181H23ZM48 180V181H47ZM75 180H76V182H75ZM100 180V183L98 182ZM101 180H103L104 182H102ZM11 182V183H9V184H11L9 187H8V182ZM46 181V182H45ZM61 182V183H58V182ZM78 185H80V186H82L81 187V189H80V186L79 187H77L76 186V184ZM5 183V184H4ZM19 183H20V185H19ZM27 183V184H26ZM31 183H33V184H35V185H31L30 186V184ZM65 183H69V188H71V189H68V187L67 188H65ZM90 185H89V184ZM54 184V185H53ZM71 184H72V186H71ZM99 184H100V186H99ZM16 186V188H13V186ZM21 185H23V187H26L25 188V190H27L28 191V193H27V191L25 192V190H24V188H21L22 186ZM26 185V186H25ZM56 185V186H55ZM61 185H64V187H61L60 188V186ZM108 185V184H107ZM18 186V187H17ZM58 186V187H57ZM66 186H68V185H66ZM75 186V187H74ZM91 186V187H90ZM118 186H119V190H116V187L118 188ZM35 187V188H34ZM102 187V188H101ZM108 187V190H106V192H104V189L105 188H107ZM9 188V189H8ZM21 189L20 191H16V189ZM89 188H90V190H89ZM112 188H114V190L112 189ZM15 190L18 194H16V193H14L12 190ZM23 189V190H22ZM50 189V190H49ZM52 189V190H51ZM110 189L112 190L111 191V193H112V196H110L109 195V191H110ZM38 190V191H37ZM56 190H58V191H56ZM70 190V192H68ZM85 190H84V193H85ZM97 190H100L99 192H101V195H99V196H97L98 198L96 199V194L98 193L97 192ZM10 191L13 193V195L12 194H10ZM64 191V192H63ZM9 192V193H8ZM24 192V193H23ZM57 192V193H56ZM62 192V193H61ZM74 193V194H73ZM106 193V194H105ZM40 194H41V196H40ZM49 194H50V196L51 195H53L52 197H49ZM81 194V193H80ZM80 194H77V195H79L80 196ZM39 195V196H38ZM91 195H93V196H91ZM107 195V198H108V200H106L105 201V199H106V196ZM102 196H103V198H102ZM3 197V198H4ZM42 197V198H43ZM83 197H85V199L86 200H84V202H83ZM95 197V198H94ZM112 198V203L111 202H109V199L111 200V198ZM3 198H0V200L1 199H3ZM28 198V199H27ZM57 198V199H56ZM64 198V199H63ZM75 197H72V199H74ZM105 198V199H104ZM115 198V199H114ZM47 199V200H46ZM58 201V200H60V202H59V206H57L58 205V203H57V205L55 204H50V203H53L54 201H56V200ZM71 199V198H70ZM77 199V198H76ZM76 199H74V201H76ZM79 199V198H78ZM5 200V199H4ZM7 200V199H6ZM15 200V201H16ZM70 202H69V201ZM94 200H96V202L94 201ZM34 201V200H33ZM40 201V202H41ZM64 201V205H63V202ZM114 201H116V204L114 205L113 203H114ZM1 202H3V201H1ZM1 202H0V204H1ZM68 202H69V204H68ZM94 202V203H93ZM22 203V202H21ZM28 203H24L23 202V207H24V204L25 205H27ZM75 203H77V201L76 202H74V206L76 205ZM98 203H100V205H98ZM109 203V204H108ZM111 203V204H110ZM2 204H4V206H5V208L2 206V207H0V208H3L1 211H0V213H4L5 212V210H6V212H5V215H7L8 216V214L9 213H7V212H10L11 210H9L8 209V205H6L5 204V202L4 203H2ZM19 203H15V205L17 206ZM30 204V203H29ZM31 204H34V202H32L31 201ZM31 204H30V206H31ZM78 204V203H77ZM104 204H106V205H104ZM38 205L36 206L37 207V209H38ZM89 206V208H87L88 206ZM97 205V206H96ZM111 205V207H109V206ZM1 206V205H0ZM21 206V207H22ZM29 206V207H30ZM43 206V207H42ZM73 206V208H75V207H77V205L74 207ZM83 206V207H84ZM115 206V207H114ZM117 206V207H116ZM18 207H20V206H18ZM28 207V208H29ZM58 207V208H57ZM69 207V206H68ZM66 208L67 210L69 209V208ZM80 207V206H79ZM82 207V206H81ZM33 208H34V205H33ZM33 208H31L32 210H33ZM57 208V209H56ZM94 208V209H93ZM104 208H107V209H105L106 210V212L105 211H103L104 210ZM115 208H116V211H115ZM119 208V209H118ZM22 209V208H21ZM20 209V210H21ZM24 209H25V207H24ZM23 209V210H24ZM34 209H36V208H34ZM45 209V208H44ZM71 209V208H70ZM78 209V208H77ZM80 209V208H79ZM16 210H18V209H16ZM49 210V209H48ZM73 210V209H72ZM101 210V211H100ZM119 210V211H118ZM14 211V210H13ZM13 211H11L12 213H13ZM25 211H26V209H25ZM28 211H29V209H28ZM27 211V212H28ZM39 211V210H38ZM45 211V210H44ZM47 211V210H46ZM63 213H62V212ZM77 211L79 212V210H75L74 212H76L75 214H77V217L78 216H81L82 217V215L84 214H82V213H80L79 212V215H78V213H77ZM19 212V211H18ZM18 212H16V213H18ZM22 212V211H21ZM34 212V211H33ZM33 212L31 211V213L33 214ZM37 212V211H36ZM34 213L35 215H37V219L40 217L41 218V216H42V214L44 215V213H46V212H43L42 211V214H41V216H40V214H38V213ZM47 212H49V211H47ZM69 212L71 213V211L69 210ZM102 212H104V213H102ZM7 213V214H6ZM22 213H24V211L22 212ZM30 213V214H31ZM114 213L116 214V215H114ZM19 214V213H18ZM18 214H16V215H18ZM25 215H26V213H24ZM50 214H52V216L50 215ZM72 215H73V213H71ZM9 215H13L12 217H14V214H9ZM15 215V217L17 218V216ZM20 215V214H19ZM34 215V216H35ZM46 215V217H48L47 215L48 214H45ZM44 215V216H45ZM67 215H69V213H67ZM72 215H70V216H72ZM114 215V216H113ZM28 216V215H27ZM33 216V215H32ZM43 216V217H44ZM66 216V215H65ZM84 216V215H83ZM21 217V215L20 216H18V220L19 219H21L20 218ZM46 217H44V219L46 218ZM51 217H57L56 219H53V218H51ZM75 217V216H74ZM74 217H72L73 219H74ZM81 217H80V219H81ZM119 217V218H118ZM9 218H10V216H9ZM9 218H8V221H9ZM24 218H27V217H24ZM24 218H23V221H24ZM29 219L30 218H32L31 216L30 217H28ZM27 218V219H28ZM69 219L71 218V217H68ZM68 218H66V219H68ZM71 218V219H72ZM6 219V218H5ZM25 220V221H27V223H28V220ZM33 219H34V217L31 219L32 221L31 222H33ZM36 219V220H37ZM65 219V220H66ZM72 219V220H73ZM89 219V217L88 218H84L83 219V217H82V222H83V220H88ZM106 219V221H108ZM116 219H117V221H116ZM4 220V219H3ZM17 220V219H16ZM17 220V221H18ZM40 220V219H39ZM39 220H37L38 222H40ZM42 220H43V218H42ZM55 220H57V221H55ZM61 220H59V221H61ZM75 220V219H74ZM76 220H78V219H76ZM5 221V220H4ZM8 221H6L7 223H8ZM11 221V220H10ZM9 221V222H10ZM25 221H24V223L23 224H26L25 223ZM43 221H45L44 223H46V224H48L47 222H46V220H43ZM58 221V222H59ZM68 221V220H67ZM71 221V220H70ZM69 221V223H71ZM105 221V222H106ZM5 222V223H6ZM16 222V221H15ZM14 222V223H15ZM29 222H30V220H29ZM54 222V223H53ZM62 222V221H61ZM76 222V223H75ZM74 223L75 224H73V225H77V227H75V228H73V225H72V223H71V227H70V225H68L67 223L68 222H64V224H63V226L65 227V229H63V227L61 226V227H59L62 223H60L59 224V226H56V227H52V228H50L49 227V224L48 225H44V223H42L41 225H39V223H37V225L39 226V227H41L40 229H44V227L46 226V227H48L49 229H45V231H43L44 233H46V234H50L51 232L53 233L54 231H52V230H54L55 228H56V230H55V232L54 233H56V231H58V233L60 232V233H62L64 230L65 231H68L67 233H69V230L71 229V228H73V229H76V228H78L79 229V231L77 232V234H86L85 232H83L85 229H86V227H88V225H89V223H84L85 225H83V226H81L83 223L79 220L78 222L79 223H77V221H75ZM90 222V225L91 226H89L88 228L90 229V227H95V228H97V229H99V227L98 226H100V224H94L93 222L91 223ZM109 222H106V224L107 223H109ZM7 223H6V225H7ZM13 223V224H14ZM20 223H21V221H20ZM36 224V222H33L32 223V225L33 224ZM114 222H112V224H113ZM34 224V225H35ZM102 224L103 226L105 225V226H108L109 224ZM116 224H114V226H116ZM121 224V223H120ZM9 225V224H8ZM7 225V226H8ZM11 225V224H10ZM37 225H35L36 227H37ZM94 225H96V226H94ZM101 225V226H102ZM118 225H119V223H118ZM17 226V225H16ZM25 226V225H24ZM23 226V227H24ZM27 226H31V224H28ZM85 226V227H84ZM100 226V227H101ZM103 226L101 227V229H99V231L100 230H102V231H100V232H106V230L107 229H105V228H103ZM104 226V227H105ZM114 226H112L111 227V224H110V227H111V229L114 227ZM121 226V225H120ZM119 226V227H120ZM5 228V225L3 224V226H2V228ZM12 227V226H11ZM18 227V226H17ZM32 227V226H31ZM31 227H28V228H26V230H23L22 229V231L23 232H26V233H31V232H33V234L34 233H36V232H40V230L39 229H37L36 227H32V228H36L35 230L34 229H31ZM59 227V228H58ZM110 227H108V230H107V232H112L114 229H112V231H111V229H109ZM3 228V229H4ZM13 228L15 229L16 227H14L13 226ZM19 229H21L20 228V226L18 227ZM61 228V229H60ZM66 228H69V229H67L66 230ZM83 229L84 228V230L82 231L81 229ZM87 228V230H89ZM114 228H116V230L115 231H117V230H119L120 228H118V226L117 227H114ZM17 229V228H16ZM25 229V228H24ZM50 229H52V230H50ZM57 229H59V230H57ZM104 229V230H103ZM5 230H11V231H14L13 229H11L10 227H9V229H8V227L5 229ZM39 230V231H38ZM90 230H92L93 231V233H96V229H90ZM96 230V231H95ZM17 231H19V230H17ZM31 231V232H30ZM36 231V232H35ZM47 231H48V233H47ZM71 231H73V230H71ZM77 231V230H76ZM114 231V232H115ZM87 233H89V234H93L91 231H86ZM98 232V231H97ZM72 233V232H71ZM76 233V232H75ZM42 241V240H41ZM44 241V240H43ZM43 241H42V244H43ZM44 243H45V241H44Z\"/></svg>", "mask_w": 264, "mask_h": 264}]
</instances>
